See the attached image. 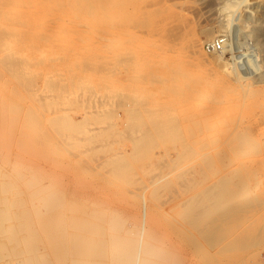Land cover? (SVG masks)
Segmentation results:
<instances>
[{
  "label": "rangeland",
  "instance_id": "1",
  "mask_svg": "<svg viewBox=\"0 0 264 264\" xmlns=\"http://www.w3.org/2000/svg\"><path fill=\"white\" fill-rule=\"evenodd\" d=\"M89 1L71 14L106 23L49 38L14 21L26 3L2 16L0 62L36 60L0 100L3 176L43 175L67 211L120 215L173 264H264V0ZM212 185L229 210L193 228L189 202Z\"/></svg>",
  "mask_w": 264,
  "mask_h": 264
},
{
  "label": "bare ground",
  "instance_id": "2",
  "mask_svg": "<svg viewBox=\"0 0 264 264\" xmlns=\"http://www.w3.org/2000/svg\"><path fill=\"white\" fill-rule=\"evenodd\" d=\"M12 2H17L19 7L21 2L24 3L22 5L26 3L28 8H26V11L23 9L19 12L16 11L15 13H11L12 15L15 14L13 16L14 21L15 18H17L15 22L21 23V25H29L33 31L37 29L35 34H37V31L40 29L39 31L46 37H48L50 33L52 35V32L63 26L64 23L68 26L71 25L73 28V26L100 24L101 22L103 24V21L105 22V20L99 21L100 19L92 22L89 15H84L80 12L79 15L83 16L76 17L75 15L78 13L75 14L74 12L71 14V11L76 5L82 7V9L89 7V0H0V39L8 36V33L9 35L12 34L10 30H6L5 27H2L4 23V18H2V16L5 15L4 12H7ZM53 7L56 9H52ZM51 9L52 11L54 10V14L53 17L49 16L48 18L45 13L47 14L48 10L50 12ZM9 12L10 11H8V13ZM17 12L18 14H16ZM12 15L11 18H13ZM64 27L65 24L63 28ZM31 28L29 29L31 30ZM39 35L41 37V33ZM44 35H42L43 38ZM66 43L68 44V42ZM69 43L71 45L68 44V46H74L70 41ZM60 45V51H67L66 48H69L64 47L63 44L61 45L62 47ZM75 46L77 47V45ZM52 49L54 48L52 47ZM15 55L5 59L2 58L3 62H0V65L2 66L3 63L7 69L6 71L4 67L6 73H0V90L4 91V93H2L3 91L0 92L1 102L3 100L7 102L9 99L18 97L19 70H21L25 64L32 61L31 56L23 59L20 55V58L17 57L18 54ZM34 60L35 59H33V61ZM37 69L33 71L37 72ZM34 72L32 74H34ZM20 87L21 86H19V88ZM207 112L209 113V111ZM115 165L117 166L115 167ZM115 165H113L115 168L120 167L118 164ZM24 174H26V171H16L12 176L7 175L8 177H6L4 175V177L0 170V238H8L7 242H4V239L0 241V261L17 258L15 263L6 261L5 264H173L170 260V253H167V250H163L159 247L155 237L149 236L141 238L138 227L129 226L120 215H107L101 209H92L87 205L83 207L76 203H71L70 211H67L68 209L64 206L65 198L58 196L61 193L60 190H57L55 186L51 185L50 188L53 189L54 187L56 190H51L49 186L47 187L50 190L46 189L41 181H37V177L41 175L37 176L39 173L36 174V180L32 174L30 175H32L34 179H32L31 176V179H24ZM26 175H28V173ZM41 176L43 177V175ZM26 177L29 178V176ZM20 179L21 182H19ZM56 184L59 185V183ZM23 185L25 188H23ZM220 185L219 188L213 187L212 185L208 189V191H210L209 194L213 193L214 195H208L212 198L206 197L208 193L206 194L205 192V200L199 196H195L190 200L188 216L193 228L197 227L202 218L207 217L208 219L211 218L209 223L210 227L216 229L217 226L215 222L217 219L219 221L221 218L220 216L230 207L221 199L222 194L225 193L223 191L226 188L222 191H218V189H221ZM221 187L223 189V186ZM230 191H232V189ZM97 206L99 207V205ZM207 236H210L208 238H214L210 233H208Z\"/></svg>",
  "mask_w": 264,
  "mask_h": 264
},
{
  "label": "built area",
  "instance_id": "3",
  "mask_svg": "<svg viewBox=\"0 0 264 264\" xmlns=\"http://www.w3.org/2000/svg\"><path fill=\"white\" fill-rule=\"evenodd\" d=\"M221 45H222V40L221 41H218L216 44H213L211 45L212 46V49H218V48H221Z\"/></svg>",
  "mask_w": 264,
  "mask_h": 264
}]
</instances>
